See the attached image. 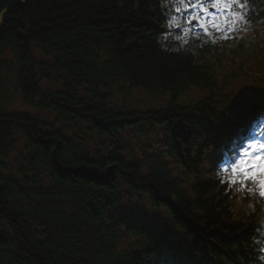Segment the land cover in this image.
<instances>
[{"label":"trees","instance_id":"1","mask_svg":"<svg viewBox=\"0 0 264 264\" xmlns=\"http://www.w3.org/2000/svg\"><path fill=\"white\" fill-rule=\"evenodd\" d=\"M173 1L23 0L1 13L0 264H155L161 250L182 264H264V199L221 184L206 153L220 116L258 108L254 91L236 92L264 86L263 46L257 32L225 49L202 32L177 40ZM247 1L264 27V0ZM145 128L168 155H121L123 133ZM122 187L141 204L124 209ZM145 202L188 243L152 235Z\"/></svg>","mask_w":264,"mask_h":264},{"label":"snow or ice","instance_id":"2","mask_svg":"<svg viewBox=\"0 0 264 264\" xmlns=\"http://www.w3.org/2000/svg\"><path fill=\"white\" fill-rule=\"evenodd\" d=\"M168 7L172 9L165 17L168 28L170 31L178 29L180 35L175 39L180 40L189 33L198 38L201 32L209 38L214 33L227 38L237 21L245 19L243 12L236 9L243 10L246 4L242 0H174ZM212 43H215L214 39ZM214 166L218 169V178L224 174L220 183L227 184L229 190L236 186V190L244 192L245 196L256 195L264 199V121L250 125L247 134L230 140L225 152L217 153ZM259 251L264 253V247ZM259 259L264 261V255Z\"/></svg>","mask_w":264,"mask_h":264},{"label":"rangeland","instance_id":"3","mask_svg":"<svg viewBox=\"0 0 264 264\" xmlns=\"http://www.w3.org/2000/svg\"><path fill=\"white\" fill-rule=\"evenodd\" d=\"M237 10H240V9L237 8ZM0 20H1V15H0ZM256 25L261 30L262 25L261 24H256ZM260 30H259V32H260ZM242 42L244 44L248 43L246 38H244L242 40ZM34 53L37 57H41V55H40L41 53H40L39 49L34 48ZM51 86L52 85H47L46 87H51ZM55 86H53V87H55ZM238 86L240 87V83H238ZM241 86H243L245 88L248 87V82L241 83ZM128 100L129 99H127V101ZM12 106H13L14 110L19 111V112H30V113H34V114L37 113V111L35 112L33 109L26 107L23 104V102L19 99H16L13 102ZM235 133H236V131H235ZM162 138H163V136L161 134L159 135V133L153 132V131L149 130L148 128L144 129L143 134L138 132V131L128 132L125 134L123 133L122 139H123L124 143L130 147V149L124 150L123 152H121V155L131 156V158L133 160L139 161V157H140L139 153H140L141 148H146L148 153H151L153 155H163V156L168 155L167 152L162 150V148H163ZM96 144H97V140H94L90 143V146L92 147V146H95ZM15 145L17 148H21L22 141L17 140ZM16 155H17L16 152L13 153L11 159L8 160V163L11 162V164H14L15 161H13V160H14ZM120 194H121V204H122V207L124 209H127V208L131 209L130 205H132L134 203L141 204L140 202H136L134 197L129 196V194L124 189V187L121 188ZM130 198H133L134 200L131 201ZM145 204H143L142 206H137L136 209H142L143 211H145L148 214L146 216L148 219L154 220V222L159 226L162 225V222L164 220H167V213L164 210L163 211L155 210L154 208H151L147 202H145Z\"/></svg>","mask_w":264,"mask_h":264},{"label":"water","instance_id":"4","mask_svg":"<svg viewBox=\"0 0 264 264\" xmlns=\"http://www.w3.org/2000/svg\"><path fill=\"white\" fill-rule=\"evenodd\" d=\"M23 3V0H0V14L3 11L17 8L18 6H21Z\"/></svg>","mask_w":264,"mask_h":264},{"label":"bare ground","instance_id":"5","mask_svg":"<svg viewBox=\"0 0 264 264\" xmlns=\"http://www.w3.org/2000/svg\"><path fill=\"white\" fill-rule=\"evenodd\" d=\"M157 255H158V252H157Z\"/></svg>","mask_w":264,"mask_h":264}]
</instances>
